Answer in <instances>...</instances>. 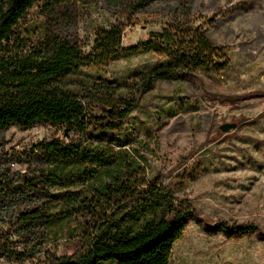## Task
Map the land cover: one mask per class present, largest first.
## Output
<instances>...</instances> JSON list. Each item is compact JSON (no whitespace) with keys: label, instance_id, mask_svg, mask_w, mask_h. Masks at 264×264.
<instances>
[{"label":"rangeland","instance_id":"rangeland-1","mask_svg":"<svg viewBox=\"0 0 264 264\" xmlns=\"http://www.w3.org/2000/svg\"><path fill=\"white\" fill-rule=\"evenodd\" d=\"M177 18L184 27L200 28L230 57L222 71L201 69L188 81H159L143 94L128 118L112 129L91 128L84 134L61 124L11 126L0 132V179L16 181L25 169L30 176L43 165L29 156L35 144L54 138L81 136L84 141L111 145L133 161L132 182L158 187L178 201L191 202L200 217L191 218L175 243L170 264H264V0H155L131 12L124 4L96 0L80 7L77 21L63 32L86 56L98 32L123 28L122 46H137ZM42 3L30 8L9 40L18 53L48 48ZM170 58L149 50L127 51L104 62L85 65L74 75V86L122 83L103 109L119 107L132 97L133 76ZM237 122L225 132L220 125ZM15 161L12 168L10 162ZM96 181L71 190L91 192ZM62 189L56 188L55 191ZM34 207L47 213L63 204L32 192L12 195L0 190V224ZM253 224L260 231L234 233L221 224ZM6 230L5 227L1 228ZM42 248L56 255L85 253L95 225L77 216L39 225ZM102 264H117L115 261Z\"/></svg>","mask_w":264,"mask_h":264},{"label":"trees","instance_id":"trees-1","mask_svg":"<svg viewBox=\"0 0 264 264\" xmlns=\"http://www.w3.org/2000/svg\"><path fill=\"white\" fill-rule=\"evenodd\" d=\"M96 0H0V132L11 126L28 129L37 124H61L84 134L91 128L112 129L125 121L143 94L159 81H188L201 69L224 71L230 57L200 28L184 27L177 18L149 40L128 48L122 46L123 28L98 32L93 51L86 56L82 47L63 32L77 21L80 7ZM124 4L131 12L146 8L155 0H108ZM42 3L48 48L18 53L9 43L27 11ZM155 50L170 60L133 76L132 97H122L119 107L103 109L124 88L122 83L74 86L73 76L90 63L104 62L124 50ZM29 156L43 165L16 181L0 179V190L12 195L32 192L63 204L57 212L40 207L18 214L13 224L29 251H18L17 259L39 257L36 264H170L175 243L191 218L200 217L189 201H178L158 187L160 174L146 190L132 182L133 161L111 145L84 141L81 136L54 138L34 145ZM96 183L91 192L72 191L76 185ZM20 185V186H18ZM62 190L55 191L56 188ZM95 225V236L85 253L56 255L45 251L35 230L70 216ZM234 233L260 231L253 224H221ZM2 251V249L0 248ZM6 253V252H5Z\"/></svg>","mask_w":264,"mask_h":264},{"label":"built area","instance_id":"built-area-1","mask_svg":"<svg viewBox=\"0 0 264 264\" xmlns=\"http://www.w3.org/2000/svg\"><path fill=\"white\" fill-rule=\"evenodd\" d=\"M16 165L15 161L10 162L12 168L16 167ZM19 172L25 174L26 170L20 169ZM13 222L14 220H9L6 226L5 224H0V248L2 249V251L0 250V264H36L39 257H44V252L37 258L28 257L22 261L14 256L18 251L23 253L29 251V248H26V243L19 239L16 233V225ZM2 227H5L6 230H2Z\"/></svg>","mask_w":264,"mask_h":264},{"label":"water","instance_id":"water-1","mask_svg":"<svg viewBox=\"0 0 264 264\" xmlns=\"http://www.w3.org/2000/svg\"><path fill=\"white\" fill-rule=\"evenodd\" d=\"M236 126H237V122H225V123L220 125V129L222 131L227 132L230 129L235 128ZM18 186H20V185H18Z\"/></svg>","mask_w":264,"mask_h":264}]
</instances>
